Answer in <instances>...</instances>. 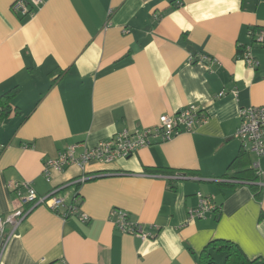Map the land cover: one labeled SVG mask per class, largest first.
<instances>
[{
  "label": "crops",
  "instance_id": "1",
  "mask_svg": "<svg viewBox=\"0 0 264 264\" xmlns=\"http://www.w3.org/2000/svg\"><path fill=\"white\" fill-rule=\"evenodd\" d=\"M13 1L0 0V95L18 89L0 119V216L20 203L8 184L26 182L40 196L63 186L57 195L88 221L36 206L0 247V264H199L205 248L226 264L214 240L262 264L264 156L254 181L229 175L256 160L233 134L240 107L264 105V41L254 40L264 0H43L26 16L12 12ZM188 104L207 121L128 157L42 173L45 159L72 144L93 147ZM197 192L214 208L189 219ZM113 209L150 238L120 232Z\"/></svg>",
  "mask_w": 264,
  "mask_h": 264
},
{
  "label": "built area",
  "instance_id": "2",
  "mask_svg": "<svg viewBox=\"0 0 264 264\" xmlns=\"http://www.w3.org/2000/svg\"><path fill=\"white\" fill-rule=\"evenodd\" d=\"M43 0H14L10 6L12 12L21 16L32 14L35 8L42 4ZM252 34V31H250ZM254 40L262 43L264 41V30L255 33ZM200 60H210V57L201 54ZM248 65L255 66L256 61L251 57L249 48H245L240 57ZM233 95L235 90H231ZM224 94L218 93V97ZM239 125L236 128L233 137L240 141L241 146L251 152L256 160L252 162L253 170L258 173L259 157L264 156V105H250L240 107L238 110ZM207 115L203 109L195 104H188L172 114H161L157 122L149 127L137 129L134 131L123 130L113 136L99 141L93 147H87L83 144H72L65 150L59 152L56 156L47 158L42 163V173L49 179L52 171L61 172L70 164H77L80 168L91 160L100 162H109L118 158H124L132 155L138 149L148 147L153 143L164 142L182 130L190 131L197 124L207 121ZM83 145V146H82ZM82 147L81 152L77 153V148ZM174 180H183L188 175L182 172H175L172 176ZM88 179V176H81L72 180L71 183L79 184ZM68 185V184H67ZM66 185V186H67ZM10 190L15 191L20 199L18 206L4 216H0V247L13 235L18 224L30 213L36 206H44L49 210L59 213V208L65 207L60 212L63 218L77 216L82 222L88 221V216L80 212L78 205L64 204V198L57 195V192L63 187L58 186L50 190L45 195H38L36 191L26 182L8 184ZM21 188L24 190L22 193ZM198 203L188 211L189 219L204 218L206 213L214 207L210 205L209 198L201 192H197ZM113 218L114 226L122 233L133 234L141 240L150 238V234L144 232L139 222L132 221L126 211L122 209H113L110 213ZM10 226L9 232L5 233V226Z\"/></svg>",
  "mask_w": 264,
  "mask_h": 264
},
{
  "label": "trees",
  "instance_id": "3",
  "mask_svg": "<svg viewBox=\"0 0 264 264\" xmlns=\"http://www.w3.org/2000/svg\"><path fill=\"white\" fill-rule=\"evenodd\" d=\"M244 49H240L238 51V56L241 57ZM17 88H12L9 91L0 95V119L6 118L12 111L13 108L10 104L11 99L17 93ZM245 150L241 149L240 154L236 157L229 165V167L233 168L236 162H239L243 159ZM233 179L244 180V181H254L256 179L254 175V171L252 168H239L236 169L235 172L229 175ZM254 194L256 197H260V192L253 187ZM77 198V194L75 196ZM216 250H223L225 252L226 264H254L253 261L247 259L239 248V246L235 243L226 240H214L210 243ZM199 264H216L214 259L207 248H205L199 258ZM264 264V262L262 263Z\"/></svg>",
  "mask_w": 264,
  "mask_h": 264
}]
</instances>
